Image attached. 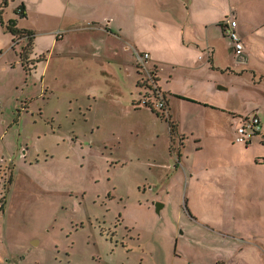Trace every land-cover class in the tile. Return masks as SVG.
<instances>
[{
  "label": "rangeland",
  "instance_id": "374dc122",
  "mask_svg": "<svg viewBox=\"0 0 264 264\" xmlns=\"http://www.w3.org/2000/svg\"><path fill=\"white\" fill-rule=\"evenodd\" d=\"M109 1L3 8L0 264H264V0Z\"/></svg>",
  "mask_w": 264,
  "mask_h": 264
},
{
  "label": "built area",
  "instance_id": "2783aa9c",
  "mask_svg": "<svg viewBox=\"0 0 264 264\" xmlns=\"http://www.w3.org/2000/svg\"><path fill=\"white\" fill-rule=\"evenodd\" d=\"M222 26L224 27V33L226 37L231 42V47L234 55L237 59L243 57V42L241 40V37L237 31V21L235 18L228 19L226 21H223ZM146 57L145 54L142 56H139L140 58ZM261 130V124L259 122V119L257 117H248L246 118L240 126L236 128V140L237 141H244L245 139H248V141L251 139L252 135L254 133H257ZM4 206V201L0 197V211L2 210Z\"/></svg>",
  "mask_w": 264,
  "mask_h": 264
},
{
  "label": "trees",
  "instance_id": "16d2710c",
  "mask_svg": "<svg viewBox=\"0 0 264 264\" xmlns=\"http://www.w3.org/2000/svg\"><path fill=\"white\" fill-rule=\"evenodd\" d=\"M9 0H1V6H0V24L1 26H3L9 33H11V35L14 37V39H25L26 41V45L28 46L27 49L23 48L18 56H19V59H20V64H21V67L24 69V71L26 72H30V68L27 66V58H28V54L31 53V47L33 45V42H34V32L32 30H29V29H22V28H18L16 26V21L13 20V19H8V20H4L3 17H2V13H3V8L7 5ZM17 11H21L20 14H23V11L22 10H17ZM244 54V52H243ZM242 58H239V61H242ZM237 59V58H236ZM44 60L43 58H38L36 59L34 62H40ZM238 60V59H237ZM158 114V113H157ZM251 117H257L256 115H253ZM258 118V117H257ZM259 119V118H258ZM168 121V120H167ZM260 122V120H259ZM168 123L170 124V121H168ZM170 127H171V124H170ZM2 186H6V185H2Z\"/></svg>",
  "mask_w": 264,
  "mask_h": 264
},
{
  "label": "crops",
  "instance_id": "0c3cea01",
  "mask_svg": "<svg viewBox=\"0 0 264 264\" xmlns=\"http://www.w3.org/2000/svg\"><path fill=\"white\" fill-rule=\"evenodd\" d=\"M110 1L109 0H88V5L89 6H97V7H100V6H104V3H109ZM18 10H22L23 11V16L25 15V13H24V11H25V8H24V6H20L19 8H18ZM237 18H239V17H236L235 19H237ZM8 20V19H7ZM6 21V20H5ZM237 21L239 22V23H237V31H238V33H239V35L243 38V36H244V38H245V36H246V32H244L243 30H242V26H243V21L239 18V20L237 19ZM222 22H220V26H222V24H221ZM98 24V23H97ZM0 26H1V24H0ZM2 28H4L3 26H1ZM256 28V27H255ZM257 29V28H256ZM4 30H6L5 28H4ZM31 30V29H30ZM7 31V30H6ZM224 31V30H223ZM8 32V31H7ZM251 34V33H250ZM34 36H35V34H34ZM19 40V39H18ZM34 40H35V37H34ZM34 43V42H33ZM207 48H209V47H207ZM231 49H232V47H231ZM208 50V49H207ZM245 52V51H244ZM211 51L209 52L208 51V60L209 61H211ZM19 53H17V55H18ZM244 55V59L243 60H245L246 59V54L244 53L243 54ZM18 58H19V56H18ZM242 60V61H243ZM19 61H20V59H19ZM36 63H38V62H36ZM169 114H168V117H167V119H166V121L167 120H169V119H171V115H170V107H169ZM157 114V113H156ZM176 123H178V121H176ZM23 153V152H22ZM4 204H5V206H4V208H3V211H1V213H0V218H2L3 217V215H4V212H6V210H7V204H6V202H4ZM35 242V241H34ZM33 242V243H34Z\"/></svg>",
  "mask_w": 264,
  "mask_h": 264
},
{
  "label": "water",
  "instance_id": "95a60500",
  "mask_svg": "<svg viewBox=\"0 0 264 264\" xmlns=\"http://www.w3.org/2000/svg\"><path fill=\"white\" fill-rule=\"evenodd\" d=\"M243 57H244V55H243ZM244 58H242V60H243ZM239 60V59H238ZM161 207V204L160 203H158V202H155V209H156V212H158V210H159V208Z\"/></svg>",
  "mask_w": 264,
  "mask_h": 264
}]
</instances>
